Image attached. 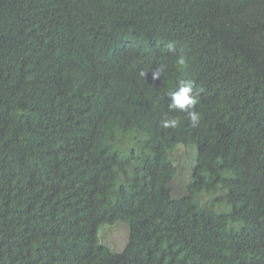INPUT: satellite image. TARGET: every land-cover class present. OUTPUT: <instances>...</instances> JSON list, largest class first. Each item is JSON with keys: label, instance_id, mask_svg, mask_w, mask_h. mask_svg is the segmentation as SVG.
I'll list each match as a JSON object with an SVG mask.
<instances>
[{"label": "trees", "instance_id": "1", "mask_svg": "<svg viewBox=\"0 0 264 264\" xmlns=\"http://www.w3.org/2000/svg\"><path fill=\"white\" fill-rule=\"evenodd\" d=\"M0 264H264V0H0Z\"/></svg>", "mask_w": 264, "mask_h": 264}, {"label": "clouds", "instance_id": "2", "mask_svg": "<svg viewBox=\"0 0 264 264\" xmlns=\"http://www.w3.org/2000/svg\"><path fill=\"white\" fill-rule=\"evenodd\" d=\"M185 62L186 61L184 56H180L177 60V63L180 65H184ZM164 68L165 65L159 64L158 67L153 70L152 77L154 80L158 79L159 77H161V75H163ZM140 75L142 77H145L146 72L141 71ZM195 87L196 86L193 81L181 80L179 81L178 87L174 91L168 93L169 110H175L185 113L187 119L190 121L193 127H197L199 125V121L201 118V114L195 110L196 105L199 102V92L195 90ZM161 124L162 127L165 129L177 128L180 125V121L177 118H164L162 119Z\"/></svg>", "mask_w": 264, "mask_h": 264}, {"label": "rangeland", "instance_id": "3", "mask_svg": "<svg viewBox=\"0 0 264 264\" xmlns=\"http://www.w3.org/2000/svg\"><path fill=\"white\" fill-rule=\"evenodd\" d=\"M193 149L186 150L178 146L172 156L178 167L176 177L171 183V187L176 194L182 193L184 185L189 179V166L193 162ZM98 236L101 243L106 244L112 251L119 252L127 242V228L123 223L113 225H103L98 230Z\"/></svg>", "mask_w": 264, "mask_h": 264}]
</instances>
